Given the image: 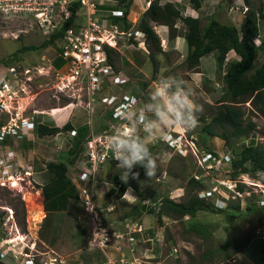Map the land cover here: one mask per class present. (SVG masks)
Listing matches in <instances>:
<instances>
[{"label":"rangeland","instance_id":"obj_1","mask_svg":"<svg viewBox=\"0 0 264 264\" xmlns=\"http://www.w3.org/2000/svg\"><path fill=\"white\" fill-rule=\"evenodd\" d=\"M151 1L142 0L138 2L139 4L131 6L132 10L135 11L131 17H137V24ZM234 1L228 0L226 2V10L232 16L236 13L244 15L242 8L238 10L231 8ZM252 2L257 8H262L264 13V0H252ZM202 13L204 16L200 19L201 24L204 25L210 17L205 15V11ZM233 22L237 26L239 25L236 20ZM153 24V29L163 25ZM178 25L181 27V23L176 24L177 29L179 28ZM165 27L168 29L166 25ZM154 31H158V28ZM158 33L156 32L160 38L162 52L156 53L155 62L149 60L147 46H145V51L136 45L129 46V41L124 39L120 41L119 50H116L118 56L114 58L112 66L116 72H120L121 77L127 78V82L121 85H111L109 91L117 96L116 101L122 94L129 93V84L132 87L131 79L129 80V77L122 71L127 74L133 73L132 76L136 75L142 78L137 84L147 83L145 92L138 96V100L145 103L149 92L158 80L174 76L181 79L186 89L192 92L201 111L196 113L197 123L194 126L168 127V129L167 127H160L156 130L155 137L146 138L149 148L150 144L154 146L151 152L158 164L156 176L147 180L143 175L137 180L136 187L132 188L134 191L129 189L133 196L125 192L126 190L122 195L115 192L110 193V187L112 186V189L115 190L118 189L119 185L122 184L121 180L120 183L111 184L106 192L100 196L96 191L94 202L99 206L101 212L98 217L102 218L107 226H110L111 222L122 219L123 216L129 217L128 219L131 221L148 218L156 223L158 222L157 214L162 199L169 197L174 201L184 200L188 187L187 181L190 177L197 178L202 184L197 195L210 201L214 206L224 205V203L217 202V199L222 196L218 194L220 192L230 198L235 197L230 201L232 203L239 201L242 211H245L248 201L251 205L264 207V175L252 177L249 174H243L242 180H244L243 185L245 187L238 197L228 190L230 187L228 180L231 178L230 163L220 162L218 164L215 162L213 164L215 169H209L203 162L201 164L197 162V156L201 154V151L214 150L218 154L217 157L220 158V155H228L230 158L232 156L231 150L225 147L223 139L210 137L203 130V126L212 119L214 107L225 89L221 79L222 73L217 71L214 54L207 55L203 62L200 60L199 63L200 65L202 63L203 68L199 65L193 71L185 66V57L181 56L179 51H171L167 45L165 47L162 45L161 36ZM263 38L264 16L259 20V36L254 39L255 44H259ZM45 39L46 34L38 29L31 18L17 13L4 14L0 12V61L3 58H8V55L17 51L20 46H39ZM163 48L165 52H163ZM58 49V42L55 40L37 50L20 53L18 59L9 62V64L6 63L5 65L0 62V78L6 76L10 81H16L12 84L18 91L17 104L20 105V108H16V101L12 103L8 101L10 113H0V127L3 124L8 125L11 122L10 118H15L14 121L20 125L21 118H31L32 116L38 124H47L49 127L62 128L67 122L60 119L61 115H57L60 112L54 113L52 111V109L60 111L66 103H69V100L65 98L58 101L52 97L51 86L54 83L55 70L51 69V61ZM232 56L235 54L229 52L226 60H231ZM126 57L130 58L133 63L128 62ZM263 58L264 55L259 54L256 65ZM56 60H61L59 65L56 64ZM56 60L53 62V66L60 68L64 62L59 57ZM125 65L129 66L130 69V66H136L141 71L134 73ZM9 66L15 67L17 73L15 76L8 74L7 68ZM34 67L40 69L39 74L36 73ZM25 68L30 70L26 75L23 72ZM210 70H214V73L212 74ZM27 76L28 78L32 77V80L24 81ZM209 76L210 78H208ZM124 86L127 88H123ZM83 92H85L84 89ZM110 92L102 91L99 92V95L101 93L109 95ZM98 96L91 117L79 105L68 106L69 104H67L68 107L62 110V112L66 110V113L71 115L70 122L76 124L85 122L87 124L85 129H81L82 133H79V129L76 128L77 134L75 136H70L68 130H61L58 132L62 134L59 137H56L58 136L57 133L44 135L35 140L33 137L38 136L36 133L37 122H35L33 134H30V137L26 136V128L21 126L19 128L22 130L17 128L15 134L10 133L3 138L0 132V177H5V173H14L21 177L19 179L21 181L17 180L18 185L12 186L8 183L9 177L6 176L3 179L4 182L6 180V185L0 186V255H4L2 258L0 256V264H26L28 257L34 264H44L43 262L49 261L50 257L53 256L58 260L62 259L61 264H79L80 258L87 252V248H95L88 240L91 219L82 207L81 196L79 195L78 200L70 202L69 209L64 214H51L49 219L51 224L45 225L46 212L42 205L40 186L50 178L45 168V162L52 160L67 163L68 174L78 189L77 174L84 164L86 153L84 141L89 133V121L93 126L95 115L99 114V119L102 120V117L107 118V114L110 116L111 113L107 104L99 102ZM83 99L85 100L86 96ZM239 101L236 105H240L247 119L250 118L256 123V128L245 139L231 138L230 144L233 148L250 142L264 145V119L252 110L250 100ZM99 104H101L102 111L96 112ZM37 111H43V113L39 114ZM128 124L130 126V123ZM124 126L121 124L120 128H124ZM213 129L219 131L217 127H213ZM133 130L137 131L140 136L145 133L143 130L134 128ZM180 133L187 136L188 139L195 140V144L200 150L199 153L194 146L190 148L186 143H183L182 146L179 145L183 153L177 152V146L176 149L173 147L172 139L174 140V137ZM168 134L172 137L169 138ZM193 151H196L197 154L195 155ZM7 163L11 166H6ZM116 163H105L98 169L94 187H96L97 180L103 181L101 178L105 175L117 171ZM26 171L30 174H27ZM135 171H138V167ZM108 182L111 183L109 179ZM33 216L36 218V224L33 222ZM162 222L166 223L163 235L169 243L171 252L176 257L175 260L183 261L186 264H194L195 262L199 264H257L260 254V240H264L263 212L252 211L230 219L226 214L218 211L215 213L198 211L193 219L185 215L180 219H164ZM111 224L115 225L114 223ZM123 240L132 243L127 240L125 235L124 239L117 241L115 245L120 248ZM114 243L115 241L111 243L109 248ZM172 248L175 249L172 250ZM107 249L102 250L105 256L113 255L108 253ZM123 249L129 250L128 245L126 244ZM164 251L166 252L167 249L165 248ZM11 258L13 259L11 260Z\"/></svg>","mask_w":264,"mask_h":264},{"label":"built area","instance_id":"obj_2","mask_svg":"<svg viewBox=\"0 0 264 264\" xmlns=\"http://www.w3.org/2000/svg\"><path fill=\"white\" fill-rule=\"evenodd\" d=\"M116 5V0H0V12L4 14L17 13L31 18L38 29L46 34V39L58 34L64 26L62 34L55 39L58 42L59 49L51 61V69L55 70L54 83L51 86L52 97L58 101L63 98L69 100V103H66V105L69 104L68 106L79 105L83 107L88 116L91 117L99 92L104 91L106 88L110 89L111 85H121L127 82V78L121 77L120 72H116L109 62L108 48L118 51L120 41L124 39L129 41V45L142 47L146 51V35L137 27V18L132 19L129 13L125 14L122 9L114 8ZM112 17H117L119 20L114 22L111 20ZM71 18H73V21L67 22ZM123 19H126L132 25L124 29L121 26ZM58 57L64 63L60 68H55L53 62ZM7 69L9 75L15 76L17 74L15 67L9 66ZM34 69L36 73H40L39 68L34 67ZM29 71V68L23 69L25 75ZM31 80L32 77L28 78L27 76L24 81ZM12 82L15 83L16 81H10L6 76L0 78V113H10L8 101L10 103L16 101L15 107L20 108V105L17 104L18 91L14 88ZM83 89L85 92H83ZM82 93L84 95H81ZM6 94L7 97H5ZM85 96L86 99L84 100L83 97ZM98 98L100 99L99 102L108 105L107 108L111 112L110 119L98 132H95L94 126L89 121L90 131L84 141L85 159L83 167H80L81 170L77 174V183L82 207L91 219L90 244L95 248L105 250L114 241L124 239L125 235L128 241L133 242L134 237L132 234L141 231L140 225L128 220L121 224V229H116L111 223L110 226H107L104 220L98 217L101 212L99 206L94 202L96 197L94 184L98 169L103 164H115L117 162L112 158V152L107 144V137L116 130L134 131L131 124L129 126V122L125 119V110L129 107L141 108L144 103H141L131 91L122 94L117 101V96L112 92L109 95L101 93ZM66 105L61 109L67 108ZM37 113L42 114L43 111H37ZM10 120L11 122L8 125L3 124L0 127L2 138L10 133L15 134L19 126L26 128V131L33 130L35 122H37L33 116L31 118H21L20 125L14 121L15 118H10ZM121 124L125 125L124 128H120ZM68 132L70 136L77 134L74 128L68 130ZM168 135L169 138L172 137V135ZM166 139H168L167 136ZM172 142L175 149L177 146V152L179 153H183L179 146H182L183 143H186L190 148L194 146L197 153L200 151L195 144V140L188 139L187 136L181 133L176 135ZM193 152L195 155L197 154L196 151ZM217 155L215 152L201 151V154L197 156V162L198 164L203 162L209 169H213L215 162L218 164L220 162L227 163L230 160L228 155H220L221 158ZM6 166L10 167L11 164L7 163ZM26 173L30 172L26 171ZM6 176L9 177L8 183L12 186L13 180L21 181L19 180L21 177L14 173H6ZM1 177L0 186H4L6 180L4 182L5 177ZM242 177L243 175H240L235 179L228 180V186L230 185L228 189L238 197L242 192L238 191L236 186L238 183H244ZM220 194L229 198V196ZM124 229L125 231H123ZM0 256L3 257V254ZM62 262V259L58 260L53 256L50 257L49 261L43 263L61 264ZM26 264H34V262L32 263L29 258L26 259ZM102 264H139V262L129 260L125 255L118 257L106 255Z\"/></svg>","mask_w":264,"mask_h":264},{"label":"trees","instance_id":"obj_3","mask_svg":"<svg viewBox=\"0 0 264 264\" xmlns=\"http://www.w3.org/2000/svg\"><path fill=\"white\" fill-rule=\"evenodd\" d=\"M117 5L114 7L122 9L125 14L129 12L132 0H116ZM227 1V0H226ZM203 0H189L192 8L198 10ZM246 6L242 21L239 25L221 23L217 19L210 17L202 25L199 17L195 18L184 15L180 6L172 3H161L159 0H152L147 9L142 13L137 27L146 35V46L149 50L148 58L155 62L156 53L162 52L160 38L153 29V23L163 24L168 27L169 38L178 35L183 36L187 54L184 58L185 66L195 71L199 67L200 59L211 53L216 59L217 71L222 73L221 79L224 82L225 89L221 98L218 100L212 119L203 126V130L210 136H216L224 141L225 147L231 150L230 158L231 179L241 175L249 174L252 177L264 175V145L250 142L240 147H232L231 138L245 139L253 133L256 123L250 118H246L240 105L236 103L239 100H250L252 110L264 119V58L256 65V59L259 54L264 55V38L259 44H255L254 39L259 36V20L264 16L263 10L256 7L252 0H243ZM74 11V9H73ZM112 21H118L119 18L112 17ZM73 18L67 22H72ZM180 22L182 31H178L176 24ZM121 26L124 29L129 27L126 19L122 20ZM64 26L59 33L45 39L39 46H20L17 51L3 58L0 62L9 64L11 61L18 59V55L24 51L37 50L41 46L53 43L56 37L62 34ZM233 50L239 59L226 60L227 53ZM109 62L112 64L118 52L108 48ZM61 60H56L59 65ZM217 127L219 131H215ZM70 122H67L62 128L49 127L44 124H38L36 133L39 137L44 135L57 134L61 130L72 129ZM46 171L50 178L40 186L42 205L46 212L44 217L45 225H50L51 214H64L68 211L70 202L79 199L78 189L72 182L68 174V166L64 161H46ZM140 173L139 179L144 175L143 168L138 167ZM185 199L174 201L169 197H164L157 214L158 220L162 216L173 219H180L187 215L193 219L198 211H216L226 214L230 219L252 211L263 212V206L251 205L246 203L245 211L240 208V202L228 201L227 205L218 209L210 201L197 195L201 190L202 184L194 177L188 179ZM137 180L122 183L118 189H111L110 193L115 192L122 195L130 185H136ZM244 185L237 184L239 191H244ZM124 217V216H123ZM56 226V225H54ZM239 250V249H237ZM258 264H264V240L260 242V254L257 259Z\"/></svg>","mask_w":264,"mask_h":264},{"label":"crops","instance_id":"obj_4","mask_svg":"<svg viewBox=\"0 0 264 264\" xmlns=\"http://www.w3.org/2000/svg\"><path fill=\"white\" fill-rule=\"evenodd\" d=\"M135 1L136 0H133V2L130 5V8H129V16L130 17L133 16V14L135 12L132 10L131 6L132 5L134 6V4H136V5L139 4L138 2H140L142 0H137L136 2ZM227 1L226 0H203L202 5L198 10H196L190 6L189 0H161L160 2L161 3L172 2V3L180 6L183 10L184 15H189V16H192L195 18H197V17L200 18V17L204 16V14L202 12L205 11V13H206L205 15H207L209 17H213V18L217 19L218 21H220L221 23L237 25L233 21L236 20V22H238V24H239L242 21L243 15H242V13H236L234 16L230 15L228 10H226L227 8L225 6ZM235 4L240 6L241 4H243V0H235L234 4H231V5H235ZM233 13H235V12H233ZM134 18H137V17H133L132 19H134ZM240 19H241V21H240ZM178 27H179L178 31H182V28L179 25H178ZM157 28H158V31H156V32L160 33L162 45H164V47H165V45H167V47L171 51L172 50L179 51L181 56L185 57L187 54V46H186V43H185L183 36L178 35V36L171 39L168 36V29L165 27V25H159L158 27H156L154 29H157ZM163 52H165L164 48H163ZM229 52L230 53L232 52L235 54V52L233 50H231ZM205 57L206 56L201 57L200 60L203 62V59H205ZM126 58H127L128 62L133 63V61L130 58H128V57H126ZM232 59H239V57L235 54V56H232ZM127 65H125V66L129 68V66H127ZM133 65L130 66L131 67V69L129 68L130 70H132L134 73L141 71L140 69H137L136 66L134 67ZM200 66H201V68H203L202 63ZM212 68H213V66H212ZM214 70L213 71L210 70V72H212V74H213ZM122 72L125 73V75L127 77H129V80L131 79L130 83L132 84V87L129 84V86H130L129 91L134 93L136 96H140V94H143L145 92L144 89L147 88V86L145 87V85L147 83L137 84V83H139V79H142V78H140L139 76H136V75L132 76L133 73L127 74L124 71H122ZM201 75H203V72H201ZM204 75H205V73H204ZM208 78H210V76ZM123 88L126 89L127 86H124ZM104 91L110 92L109 88L104 89ZM101 109H102L101 104H99L98 109H96V112L102 111ZM62 110L57 115H61L60 119H62L63 121H69L71 118V115L66 113V110H64L63 112H62ZM99 118H100L99 114L97 116L95 115V119H94V123H93L95 132L100 131V129L106 125L107 119L109 120L110 116H109V114H107V118L102 117V120ZM70 124L72 125V127L74 129L78 128L79 133H82L81 129L83 130L87 127V124L85 122H81L80 124H76L75 122L74 123L70 122ZM158 128H160V127L158 126L151 133H147V134L144 133L143 135H141V138L144 140V142L146 144H147L146 138L147 137L148 138L155 137L154 134L156 133V130ZM161 128H166V127H161ZM19 129L22 130V128H19ZM167 129H168V127H167ZM89 131H90V129H88V132ZM26 133H27L26 136L30 137V134H33V130L26 131ZM57 135L58 136H56V137H59L62 134L58 133ZM210 137H216V136H210ZM33 138L36 140V139H40L41 137L34 136ZM150 139H152V138H150ZM152 147H154V146L152 144H150V150L152 149ZM109 166H111V165H109ZM134 171H135V169H134ZM98 178H100V177H98ZM101 179H103V181L97 180L96 187H95L96 191H98V193H99V196L102 195L103 192H106V189H108L111 184L113 185L114 182L120 183L118 171H116L112 174H107ZM108 179L111 181V183L108 182ZM129 181L131 182L132 179H130ZM135 187H136V185H133V186L130 185L126 189L125 192H127L130 196H133L132 192H130L129 189L134 191V189H132V188H135ZM110 189H112V186L110 187ZM128 218L129 217H123L122 219H120L116 222H111V223L115 224L114 226L116 229H121L122 228L121 224L124 223L125 220L131 221ZM164 219H172L173 220V218H170L167 216H162L161 220H158V222H156V223H154L153 220H150L148 218H146V219L143 218V220H142V218H140L139 220H134V221L132 220L135 224H138L141 226L140 232L136 231L132 234V236L134 237L133 242L128 243L126 240H123L122 245L119 248V246L115 245L117 242V241H115L113 246L111 248L107 249V252L113 254L116 257H118L120 254H123L129 260H135V261L139 262V264L140 263L141 264H186L183 261L175 260L176 257L174 256V254L170 250L169 243H168L166 237L163 235V232L165 233L164 227L166 224V223L164 224V222H162ZM123 231H125V229ZM88 240H89V236H88ZM260 242H261V240H260ZM126 244L128 245L129 250L123 249ZM167 244H168V246H167ZM165 248L167 249L166 252L164 251ZM174 249L175 248H172V250H174ZM105 257L106 256H105L104 252H102L101 249L88 247L87 252L80 258L79 264H102L105 260ZM12 259L13 258H11V260ZM8 260H10V259H8ZM194 264H199V263L195 262ZM211 264H217V263H211Z\"/></svg>","mask_w":264,"mask_h":264},{"label":"clouds","instance_id":"obj_5","mask_svg":"<svg viewBox=\"0 0 264 264\" xmlns=\"http://www.w3.org/2000/svg\"><path fill=\"white\" fill-rule=\"evenodd\" d=\"M231 8L234 10L242 8L241 10L246 11L244 2L240 6L236 4L232 5ZM199 111H201L200 107L196 104L192 92L186 89L184 82L177 77L169 76L156 82L149 92L148 99L143 107H129L126 109L125 119L134 129L151 133L158 126H194L197 123L196 113ZM107 144L109 150L112 152V158L117 161L116 169L121 182L128 183L130 179L139 180L140 173L134 171L137 167L143 168L147 180H151L156 176L158 169L157 160L154 158L148 144L144 142L137 131L116 130L107 137ZM206 152L215 151L210 150ZM229 163L230 160L226 164ZM236 189L238 190L237 186ZM229 191L231 192V190ZM230 199L233 198H227L222 195L217 199V202L220 204L224 203V205L215 206L224 208ZM25 257L27 258V256Z\"/></svg>","mask_w":264,"mask_h":264},{"label":"bare ground","instance_id":"obj_6","mask_svg":"<svg viewBox=\"0 0 264 264\" xmlns=\"http://www.w3.org/2000/svg\"><path fill=\"white\" fill-rule=\"evenodd\" d=\"M61 110H62V109H61ZM61 110L58 111V109H57V110H53V111H54V113H56V112L58 113V112H61ZM27 174H30V173H27ZM13 185H18L16 180H13ZM39 211L41 212V209H40ZM33 220H34L33 222H35L34 224H36V218H35L34 216H33ZM38 221H40V220H38ZM38 221H37V222H38ZM31 222H32V221H31Z\"/></svg>","mask_w":264,"mask_h":264}]
</instances>
